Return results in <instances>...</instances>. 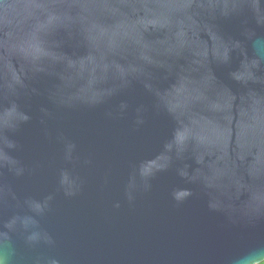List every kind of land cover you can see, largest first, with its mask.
<instances>
[{
	"label": "water",
	"instance_id": "water-1",
	"mask_svg": "<svg viewBox=\"0 0 264 264\" xmlns=\"http://www.w3.org/2000/svg\"><path fill=\"white\" fill-rule=\"evenodd\" d=\"M264 261V0H0V264Z\"/></svg>",
	"mask_w": 264,
	"mask_h": 264
},
{
	"label": "trees",
	"instance_id": "trees-1",
	"mask_svg": "<svg viewBox=\"0 0 264 264\" xmlns=\"http://www.w3.org/2000/svg\"><path fill=\"white\" fill-rule=\"evenodd\" d=\"M260 264H264V263L262 262V263H260Z\"/></svg>",
	"mask_w": 264,
	"mask_h": 264
},
{
	"label": "rangeland",
	"instance_id": "rangeland-1",
	"mask_svg": "<svg viewBox=\"0 0 264 264\" xmlns=\"http://www.w3.org/2000/svg\"><path fill=\"white\" fill-rule=\"evenodd\" d=\"M263 263H264V261H263Z\"/></svg>",
	"mask_w": 264,
	"mask_h": 264
}]
</instances>
